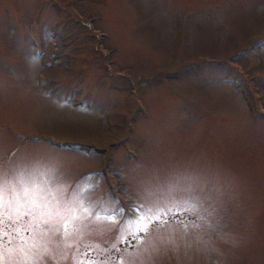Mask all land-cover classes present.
<instances>
[{"label": "rangeland", "instance_id": "obj_1", "mask_svg": "<svg viewBox=\"0 0 264 264\" xmlns=\"http://www.w3.org/2000/svg\"><path fill=\"white\" fill-rule=\"evenodd\" d=\"M0 163L79 193L44 264H264V0H0Z\"/></svg>", "mask_w": 264, "mask_h": 264}, {"label": "snow or ice", "instance_id": "obj_2", "mask_svg": "<svg viewBox=\"0 0 264 264\" xmlns=\"http://www.w3.org/2000/svg\"><path fill=\"white\" fill-rule=\"evenodd\" d=\"M47 177V178H46ZM91 187L83 185L79 192H85ZM191 193V189L188 190ZM118 199V198H117ZM197 197L189 199L183 196L171 199L158 197L148 199L144 203L125 210L120 206L108 209L113 217H120L121 227H126L130 235L147 234L153 224L163 227L168 223L166 217L175 216L176 206L184 212L198 213ZM79 193H73L70 201H65L63 188L53 183L49 172L36 168H13L5 170L0 163V264H24L25 261L36 259L37 264H44L41 249L46 253L49 233L59 231L60 225L65 236L71 235L70 227L80 219L77 210L82 208ZM84 212L88 209L84 208ZM126 211L136 213L124 216ZM28 217L26 223H22ZM46 226V227H45ZM185 224L184 228L187 229ZM193 227L198 225L193 223ZM21 231L28 232L26 240ZM16 240L23 243L12 247ZM87 256V253H85ZM75 264H97L96 261L84 259Z\"/></svg>", "mask_w": 264, "mask_h": 264}, {"label": "trees", "instance_id": "obj_3", "mask_svg": "<svg viewBox=\"0 0 264 264\" xmlns=\"http://www.w3.org/2000/svg\"><path fill=\"white\" fill-rule=\"evenodd\" d=\"M111 145H112V144H111ZM119 200H120V201H122V198H121V197H119Z\"/></svg>", "mask_w": 264, "mask_h": 264}]
</instances>
